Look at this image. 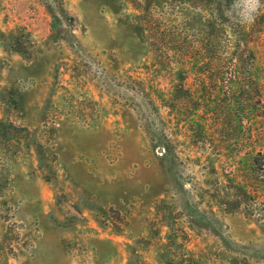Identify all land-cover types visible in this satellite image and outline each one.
<instances>
[{
    "label": "rangeland",
    "instance_id": "374dc122",
    "mask_svg": "<svg viewBox=\"0 0 264 264\" xmlns=\"http://www.w3.org/2000/svg\"><path fill=\"white\" fill-rule=\"evenodd\" d=\"M255 27L264 103V0H0V264H264Z\"/></svg>",
    "mask_w": 264,
    "mask_h": 264
},
{
    "label": "trees",
    "instance_id": "16d2710c",
    "mask_svg": "<svg viewBox=\"0 0 264 264\" xmlns=\"http://www.w3.org/2000/svg\"><path fill=\"white\" fill-rule=\"evenodd\" d=\"M220 1L222 2V0ZM221 4L222 3H220V5ZM219 12L222 13L221 7H219ZM235 31V48L231 57V63L234 69L233 78L237 81L238 86L237 94L241 96V98H237L235 105H237L238 111L244 108L246 112L251 114L253 116L252 118H254V116L260 115L261 109H264V103L262 102L258 84L260 74L258 73L259 59L256 43H258L259 37L256 34V27L250 31L240 28ZM12 38L14 39V37ZM250 123L252 124V122ZM237 126H239L238 123ZM250 155L252 157V163L246 175V181L250 183L247 185L252 191H246V188H244L242 184H240L241 187L239 186L237 189V193H239V195H237V198H239L238 202L244 200L247 207L253 205L251 201L258 195L257 193L261 188V184L264 183V153L260 151L253 155V152H251ZM137 264L144 263L139 260Z\"/></svg>",
    "mask_w": 264,
    "mask_h": 264
}]
</instances>
